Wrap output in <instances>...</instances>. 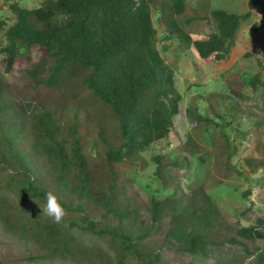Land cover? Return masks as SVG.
<instances>
[{
  "label": "trees",
  "instance_id": "obj_1",
  "mask_svg": "<svg viewBox=\"0 0 264 264\" xmlns=\"http://www.w3.org/2000/svg\"><path fill=\"white\" fill-rule=\"evenodd\" d=\"M10 9L14 24L7 27L0 20V31L5 30L6 38L1 47L6 72L31 62V57L23 54L24 48L53 53L47 77L30 79L34 89L41 88L46 94L35 98L32 125L36 144L52 165L53 186L47 185L32 156L18 147L17 130L8 122L11 126L0 139V190L8 192L18 205L35 209L20 212L5 193H0V221L17 237L40 248L32 259L161 264V250L147 243L156 233L154 227L144 221L125 222L133 210L128 207L126 186L130 171L147 166L142 153L174 130L182 100L175 73L158 49L152 10L161 16L167 33L161 45L167 51L172 37L189 40L177 21L187 12V0H44L39 8L27 9L14 2ZM250 15V11L213 10L216 32L193 43L199 56L225 60L241 22ZM200 19L192 15L186 23ZM260 80L258 73L249 84L256 88ZM225 83L230 89L236 85L239 93L245 81L234 75L225 78ZM1 92L2 88L0 102ZM221 106L230 113L239 109L219 98L209 106L208 114L195 108L191 116L204 127L219 129L229 168L235 150L224 133L222 114L217 110ZM257 126L264 131L261 121ZM155 162L156 176L168 186L172 179L166 176V169L179 166L180 160L157 156ZM48 191L59 197L65 209L59 223L43 215ZM65 191L69 195L62 194ZM200 196L202 206L184 199L152 201L153 225L160 224L165 213H172L163 246L174 242L188 253L208 254L209 246L215 243L213 230L219 225L220 213L209 195L202 192ZM91 205L102 220L91 211ZM74 230L106 239L114 256L83 243ZM239 238L264 241V220L258 218L256 225L241 227L229 241L242 244ZM246 250L255 256L252 264H264V250Z\"/></svg>",
  "mask_w": 264,
  "mask_h": 264
},
{
  "label": "rangeland",
  "instance_id": "obj_2",
  "mask_svg": "<svg viewBox=\"0 0 264 264\" xmlns=\"http://www.w3.org/2000/svg\"><path fill=\"white\" fill-rule=\"evenodd\" d=\"M14 2L27 9H34L39 8L44 0H0V20L7 27L15 22V15L10 9ZM216 9L235 14L250 11L251 14L241 22L231 52L223 61H215L212 57L202 59L193 45L195 41L206 40L216 32V24L211 16V12ZM192 15L201 19L188 25L186 19ZM160 18L158 11L153 9L158 49L175 73L182 100L179 114L174 118V130L142 153L147 161L144 169L130 171L128 174L126 198L130 199L127 201L128 207L133 210L125 222L144 221L146 225L154 227L156 233L147 243L161 250V264H252L255 256H250L246 249L251 253L264 250V241L239 238L242 244H235L229 239L235 237L241 227L256 225L258 218L264 220V131L257 126L258 121L264 124V0H187V12L177 17V21L189 40L172 37L167 41V51L161 45L167 33ZM5 43L4 30L0 31V139L11 126L8 123L11 121L17 130L18 147L32 156L36 169L43 174L47 185L52 187V165L36 144L32 125L35 98L40 93L42 98L46 94L41 88L34 89V82L30 79L47 77L53 53L42 49L28 52L24 48L23 54L30 56L31 62L8 73L1 52ZM258 73L261 74V83L253 88L249 81ZM234 75L245 81L239 93L236 85L230 89L225 83V78ZM219 98L226 105L239 108L231 113L223 106L217 108L224 121V133L235 150L229 168H226L223 155L225 147L219 129L215 126L204 127L191 116L195 108L202 114H208L209 106ZM157 156L180 160L179 166L171 165L166 169V176L172 179L168 186L156 176ZM201 158L205 159L204 162ZM202 192L212 198L220 213L219 225L213 230L215 243L209 246L208 254L188 253L174 242L170 246H163L172 213H165L162 222L153 225L150 211L152 201L184 199L190 204L194 202L202 206ZM0 193H5L14 209L20 212L35 209L32 205H18L4 190H0ZM62 194L69 195V192ZM91 207L96 217L102 220L98 210ZM111 220L116 221L113 217ZM74 233L79 235L83 243L96 245L111 257L114 256L106 239L82 234L77 230ZM38 252L40 248L37 245L20 239L0 221V261L3 264H80L59 258L32 259L31 256Z\"/></svg>",
  "mask_w": 264,
  "mask_h": 264
},
{
  "label": "clouds",
  "instance_id": "obj_3",
  "mask_svg": "<svg viewBox=\"0 0 264 264\" xmlns=\"http://www.w3.org/2000/svg\"><path fill=\"white\" fill-rule=\"evenodd\" d=\"M46 205L42 207L43 215L53 218L54 222H61L66 212L60 203L59 197L52 191L45 194Z\"/></svg>",
  "mask_w": 264,
  "mask_h": 264
}]
</instances>
